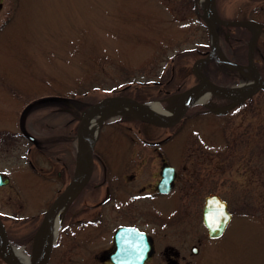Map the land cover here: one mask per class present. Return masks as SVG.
<instances>
[{
	"label": "rangeland",
	"instance_id": "374dc122",
	"mask_svg": "<svg viewBox=\"0 0 264 264\" xmlns=\"http://www.w3.org/2000/svg\"><path fill=\"white\" fill-rule=\"evenodd\" d=\"M216 6L225 18L264 21V0H217ZM204 9L205 0L197 5L196 0H0V137L7 130L19 131L8 126L16 121L12 117L15 101L9 93L20 99L21 109L28 101L60 95L89 105L129 86V95L144 94L146 101H159L173 111L179 104L177 88L185 90L197 82L193 62L210 46L212 35L200 15ZM245 33L244 51L249 38V32ZM261 37L264 40V34ZM260 53L264 51L254 56L259 58ZM236 60L246 62V57L241 53ZM240 78L234 75L227 84L254 81L253 71ZM208 101L213 110H205L198 102L174 128L130 121L126 115L109 116L96 149L116 144L113 136L121 131L127 135L121 145H146L138 126L148 136L172 134L164 144L184 147L180 167L186 173L197 172L199 203L203 205L209 192H217L233 212L226 233L209 240L202 219L193 215L196 201L184 196L178 201L184 206V219L178 224L179 235L172 238L174 244L185 253L199 231L204 251L189 264H264V89L230 110H225L229 101L220 93L211 94ZM82 110L41 99L38 124L30 120L42 140L56 139L50 147L68 160V177L77 166L76 134ZM4 143L0 141V168L17 158L1 153L7 149ZM55 153L49 164L60 169ZM43 164L47 166L48 161ZM99 174L97 169L94 175ZM61 186L62 182L56 185ZM6 191L0 188V193ZM37 196H25L24 207L31 213ZM17 204L14 200L5 209L20 212L23 209ZM55 251L62 259L50 264H82L76 259L80 251L69 244L59 241Z\"/></svg>",
	"mask_w": 264,
	"mask_h": 264
},
{
	"label": "flooded vegetation",
	"instance_id": "af4514ba",
	"mask_svg": "<svg viewBox=\"0 0 264 264\" xmlns=\"http://www.w3.org/2000/svg\"><path fill=\"white\" fill-rule=\"evenodd\" d=\"M243 19L264 23L263 20L252 17ZM236 28L249 32V40L245 41L246 52L242 44L246 33L232 31ZM216 29L220 35V52L218 59L212 57L203 65L204 72L212 81L220 84L229 83L234 75L246 76L252 71L248 63V53L253 30L249 27H227L221 24H217ZM256 31H259V35L254 55L256 52L264 51L260 46L264 27L262 29L257 27ZM225 47H228V50L223 52ZM207 50L200 51L197 58L208 55ZM241 53L246 57V62L236 60ZM260 55L259 58L255 56L254 58L262 71L264 54L260 53ZM196 81H199L197 77ZM182 91L181 87L177 88L175 95L179 99ZM166 92L170 90L166 89ZM116 94L129 95L127 90H120ZM8 95L15 101L12 117L16 119L8 126H16L19 131L7 130L1 132L2 138L0 137V141L5 142L3 145L7 148L1 153L17 157H12L11 161L0 168V188H7L6 192L0 193L2 223L0 224V264H9L1 253L18 262L14 257L15 248L22 249L30 260L39 261L46 258V264H50L55 258L62 259L57 257L55 251L59 241L64 246L69 244L72 248L75 247L76 251H80L76 259L82 264H133L147 248V257L143 264H152L155 260H158L155 264H163V262L182 264L183 258L187 259L189 264L192 258L204 251V241L199 236V231L193 234L194 239L197 240L191 242L185 253L172 241L174 236L179 235L178 224L184 219V206L178 201L184 196L196 201L193 205V215L198 219L200 217L203 222V210L208 196L219 194L223 199L225 198L220 193L209 192L203 197V205L199 203L200 186L197 172L186 173L180 167V163L185 158L184 147L164 144L172 134L160 138L148 136L138 126L137 130L144 136L146 145H121L122 139L127 137L121 135L123 131L113 136L116 144L103 146L99 150L96 149L95 144L92 149L93 171L87 183L76 195L64 196L56 208L47 215L52 204L72 181L78 165L74 174L68 177L70 172L68 160L62 158L59 152L55 153L50 147V143L54 144L53 141L56 139L42 140L30 124L31 119L34 120L35 125L38 124L36 114L40 100L28 101L19 109L20 99L10 93ZM76 104L74 101L66 102L70 109ZM210 108L206 107L205 110H211ZM127 120L148 123L138 119L134 114H128ZM67 137L68 140H72V135ZM23 148L24 150H21ZM52 153L56 154V162L61 163L62 168L58 169L49 164L50 159H54ZM76 157L78 164L77 150ZM44 161H48L47 166L43 164ZM97 169L100 171L98 177L94 175ZM58 182H62L63 186L56 187ZM42 190L44 193H41ZM27 194L38 195L34 200L35 210L32 213L24 207ZM14 200L23 210L12 213L5 209ZM57 208L59 211L56 213ZM228 208L230 209L229 203ZM2 227L9 242L6 249L1 233ZM207 236L209 240L217 239L210 237L208 230ZM211 254L215 257L216 247Z\"/></svg>",
	"mask_w": 264,
	"mask_h": 264
},
{
	"label": "water",
	"instance_id": "95a60500",
	"mask_svg": "<svg viewBox=\"0 0 264 264\" xmlns=\"http://www.w3.org/2000/svg\"><path fill=\"white\" fill-rule=\"evenodd\" d=\"M204 10L205 11L202 16L206 19L209 26V30L213 32V40L210 54L206 57H202L196 60L192 68L194 74L201 80L181 93L179 104L173 112L170 113L167 110L163 109V107L161 106L167 115H158L149 106L150 102H142L136 98L127 95L109 96L97 103L87 106L82 111L79 117L80 121L77 127V147L80 154L82 155V158L85 161V168L83 174L80 175L78 172H76V175L72 179L71 183L65 188V190L60 194L58 199L52 204L50 209L47 211V215L56 208V206L61 202L64 196L68 194L76 195L77 193H79L92 174L94 166L92 149L97 138L98 131L96 135L92 138V140H89L84 135V128L90 121H93L96 116H99V130L102 123L104 122V120H106L107 116L109 115L110 111L117 106H123L126 108V111L130 110L131 113H133L140 120L151 122L153 124L163 127H169L178 123L184 117L190 106L197 102L196 95L199 91H201L202 88L209 89L210 92H218L231 98L233 102L231 103L230 107L243 103L248 98L252 97L257 92H259L261 89H264V80L262 74L260 73L253 60V49L257 39L256 29L257 27H264V23H260L250 19L234 20L223 18L219 15L217 11L216 0H205ZM217 23L223 24L225 26H248L253 30L252 37L249 43V61L253 65L254 81L251 83L249 88L241 94H239L235 90L234 86H224L214 83L206 76V74L201 69L202 65L212 57L218 59L220 37L216 30ZM51 99L66 100V98L59 96L52 97ZM227 206V202L223 200L219 195L213 194L208 196L204 209L203 219L204 223L208 227L210 236H220L226 229L228 223L230 222L232 214L227 209ZM0 224L2 225L1 222ZM1 233L4 241V248L6 249L9 246V242L7 239L6 231L3 227L1 229ZM147 249L144 254L138 256L139 258L134 264L143 263V260L147 257ZM1 255L5 260L8 261L9 264H23L14 261L11 257L6 254L1 253ZM46 261V258H42L39 261L35 260L34 262L25 264H46Z\"/></svg>",
	"mask_w": 264,
	"mask_h": 264
},
{
	"label": "bare ground",
	"instance_id": "6f19581e",
	"mask_svg": "<svg viewBox=\"0 0 264 264\" xmlns=\"http://www.w3.org/2000/svg\"><path fill=\"white\" fill-rule=\"evenodd\" d=\"M252 81H242L241 84L235 86V90L241 94L245 90L249 88L251 85ZM210 92L208 89H203L198 92V99L199 100H206V98L209 96ZM149 106L154 110L158 115H167L166 112L162 109V107L158 104L157 101L149 103ZM124 113V107L120 106L115 109V111L112 113V117L117 116V115H122ZM98 125L99 122L97 119H94L93 121H90L84 128V135L87 139L92 140V138L95 136L97 130H98ZM78 156V173L80 175L83 174L84 168H85V161L82 158V156L77 152ZM59 211V208L55 211L56 213ZM44 239L42 240V245H43ZM14 257L16 260L20 263H29L32 262L33 260H30L29 256L20 248H15L14 249Z\"/></svg>",
	"mask_w": 264,
	"mask_h": 264
},
{
	"label": "trees",
	"instance_id": "16d2710c",
	"mask_svg": "<svg viewBox=\"0 0 264 264\" xmlns=\"http://www.w3.org/2000/svg\"><path fill=\"white\" fill-rule=\"evenodd\" d=\"M264 73V72H263ZM141 93V92H140ZM146 95H144V94H142V95H138V98H140V99H146ZM76 106L77 107H79V108H82L83 107V103H81V102H79V103H77L76 104Z\"/></svg>",
	"mask_w": 264,
	"mask_h": 264
}]
</instances>
